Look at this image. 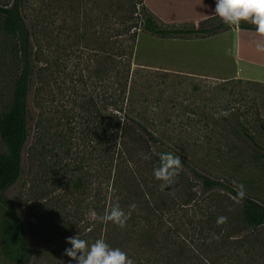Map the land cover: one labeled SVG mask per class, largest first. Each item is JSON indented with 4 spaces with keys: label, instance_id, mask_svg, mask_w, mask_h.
I'll use <instances>...</instances> for the list:
<instances>
[{
    "label": "trees",
    "instance_id": "obj_1",
    "mask_svg": "<svg viewBox=\"0 0 264 264\" xmlns=\"http://www.w3.org/2000/svg\"><path fill=\"white\" fill-rule=\"evenodd\" d=\"M3 1L6 2L0 3L1 31L12 39L10 53L20 72L11 106L0 117V137L7 148L6 154H0V202L6 205L7 213L1 226L2 244L16 264H29L33 251L27 245L21 219L4 194L24 173V154L34 122L30 99L43 53L39 54L33 44L23 14L25 0ZM75 2L80 4V10L74 11L78 29L92 30L94 26L90 24L96 20L93 10L98 7L97 2ZM138 5L140 21L135 17ZM107 10L109 26L103 42L97 36L95 41L100 46L98 50L91 49L92 54L79 50L89 34L74 30V70L79 71L74 74V207L79 208L92 194L94 209L99 213L118 203L128 218L124 227L105 222L106 243L113 247L115 240L111 235L123 238L132 232L146 246V256L136 262L132 259L133 264H215V251L224 255L218 262L226 259L228 264H244L250 258L255 260L256 251L264 248V241L255 235L264 230V203L245 195L240 197L229 180L209 177L190 164L189 159L194 158L203 142L199 138L182 140L183 131L177 130L194 131L197 121L182 125L156 120L163 112V104L151 100L158 92L156 76L144 68L134 69L132 63L139 32L161 39L186 40L208 38L233 28L254 30L255 26L243 20L239 25L228 26L218 16L198 26L170 25L153 14L145 0H109ZM99 51H103V57L96 53ZM90 62L95 63L92 70ZM161 82L167 84L164 79ZM244 82L254 84L243 79L212 83L217 87L214 90L233 93L232 88ZM79 85L83 86V93ZM234 121L238 131L246 130L238 116ZM209 126L213 125L205 122V127ZM244 134L256 143L252 135L245 131ZM162 152H171L182 162L173 185L166 189L153 176ZM144 154L150 159H143ZM92 162L94 170L90 167ZM101 178L102 183L93 186ZM192 179L200 182V193L193 190ZM214 190L237 199L239 211L230 213L206 206L200 199ZM221 216L226 219L218 224L217 218Z\"/></svg>",
    "mask_w": 264,
    "mask_h": 264
},
{
    "label": "rangeland",
    "instance_id": "obj_2",
    "mask_svg": "<svg viewBox=\"0 0 264 264\" xmlns=\"http://www.w3.org/2000/svg\"><path fill=\"white\" fill-rule=\"evenodd\" d=\"M95 1L98 5L93 10L96 20L90 24L94 27L86 31L85 28L79 30L74 19V11L80 10V4L74 3V0H25L23 5L33 44L43 55L30 99L34 122L24 154V173L4 196L23 223L27 245L33 251L29 264H67L71 258L64 255V249L70 247L66 243V238L70 236L79 235L89 244L100 238L107 240L105 221L101 219L106 209L100 210V213L95 211L93 194L79 208L74 207V74L79 73L74 70V30L89 34V39L82 43L79 50L91 54V49L98 50L100 45L95 40L98 36L103 42L109 26L105 16L109 0ZM5 2L0 0L2 4ZM136 10L138 14L135 17L140 21V5ZM212 43L203 45L193 39H161L139 32L136 46L139 53L136 59L135 50L133 67L144 68L156 76L158 92L151 100L163 104V112L156 120L182 125L197 121L194 131L184 128L177 130L183 131L182 140L199 138L203 142L195 151L194 158L189 159L190 164L209 177L229 180L238 192L239 186L243 185L245 196L264 203V85L254 81V84L244 82L234 86L233 93L219 92L214 90L217 87L212 82L222 80L192 76L161 65V59L167 57L165 54L168 51L206 46L210 49L214 46ZM11 46V37H5L0 26V117L11 106L16 76L20 72L10 53ZM96 53L101 57L104 55L103 51ZM146 59L149 61L144 65L142 62ZM90 64L92 67L89 70H92L95 63ZM83 73L90 75L85 71ZM163 79L167 84H162ZM78 88L83 93V86L79 85ZM161 91H164L162 96ZM76 110L80 111L78 108ZM223 116H227L228 120H224ZM237 116L246 129L243 132L235 126ZM205 122L213 126L205 127ZM244 131L252 135L256 143ZM6 153L7 148L0 137V154ZM90 167L94 170L93 162ZM99 171L102 172L100 168ZM102 181L103 178L93 181V186ZM104 181L108 184L107 180ZM191 183L193 190L200 193V182L192 179ZM200 200L220 211H239L238 200L221 190L209 192ZM6 219V205L0 202V264H16L6 254L2 244L1 226ZM255 235L264 241V230ZM111 236L115 241L120 239L117 243L113 241V248H120L134 262L146 256L145 244L135 239L132 232L126 233L123 238ZM128 239L135 242H128ZM256 253L255 260L250 258L243 263L264 264V248ZM221 257L224 255L215 251L213 262L228 264L226 259L218 262Z\"/></svg>",
    "mask_w": 264,
    "mask_h": 264
},
{
    "label": "crops",
    "instance_id": "obj_3",
    "mask_svg": "<svg viewBox=\"0 0 264 264\" xmlns=\"http://www.w3.org/2000/svg\"><path fill=\"white\" fill-rule=\"evenodd\" d=\"M145 4L158 19L170 25L199 24L216 16L215 0H145ZM258 39L254 30L233 28L208 38L193 39L203 45L213 42L210 49L206 46L166 52L161 65L192 76L222 81L243 79L264 85V53L255 50ZM138 53L137 47L136 59ZM147 61L142 63L146 65Z\"/></svg>",
    "mask_w": 264,
    "mask_h": 264
},
{
    "label": "clouds",
    "instance_id": "obj_4",
    "mask_svg": "<svg viewBox=\"0 0 264 264\" xmlns=\"http://www.w3.org/2000/svg\"><path fill=\"white\" fill-rule=\"evenodd\" d=\"M214 13L228 26L239 25L242 20L254 25V31L260 38L255 42V50L258 53H264V0H215ZM143 159H150V156L144 154ZM181 167L182 162L179 156L171 152H162L159 154L158 165L153 168V176L161 181L160 187L166 189L173 185ZM239 188L238 195L243 197V185ZM127 218V214L116 203L106 209L101 219L124 227ZM225 219L223 216L218 217L217 223H223ZM66 243L70 247L64 249V255L71 258L67 264H72L73 261L75 264H133L126 252L118 247L109 246L102 238L89 244L79 235H75L67 237Z\"/></svg>",
    "mask_w": 264,
    "mask_h": 264
}]
</instances>
